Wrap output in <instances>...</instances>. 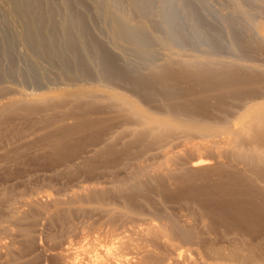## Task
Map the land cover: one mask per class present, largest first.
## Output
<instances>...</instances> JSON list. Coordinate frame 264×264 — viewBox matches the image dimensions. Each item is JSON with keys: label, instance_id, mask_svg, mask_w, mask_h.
<instances>
[{"label": "rangeland", "instance_id": "obj_1", "mask_svg": "<svg viewBox=\"0 0 264 264\" xmlns=\"http://www.w3.org/2000/svg\"><path fill=\"white\" fill-rule=\"evenodd\" d=\"M156 1L152 3L154 6L150 10L152 12L148 13L152 14V19H159L157 9L159 6L163 8L162 4L164 5L165 1L168 5L164 6L166 8L163 12H166V9L167 12L172 9L169 19L174 21L178 28L176 33L175 30L173 32L175 36L166 38L162 31L148 26L145 33L151 42L145 55H141L140 58L132 51L124 52L125 58L139 73H145L146 65L159 62L161 53L176 49V47L177 50L192 54L198 44H203L204 47L200 51L217 50L220 60L234 59L229 51L231 44L250 35L255 24L261 21L262 17L258 15L259 12L263 13V9L258 11L260 8L253 7L255 0L238 1L242 2L240 7L235 6L232 0H182L181 5H178L180 0H168L169 3L167 0H160L161 3L159 0L157 3ZM1 2L0 52L3 49L4 52H1V55L5 57L2 56L3 60H0V104L14 97L18 98L20 95L54 90L63 94L77 91L78 86L91 84L106 92L120 93L128 97L137 107L158 114L156 108L146 104L138 94L123 84L101 79L96 73L89 77L81 75L72 61L69 74L73 78H59L61 74L55 61L47 54H35L32 45L30 46L23 39L24 28L21 26L20 19L13 12L7 0H1ZM95 2L101 3L100 0H95ZM122 3V11H125L127 4L125 1ZM191 10L200 16L205 24L197 27L190 25L187 21V14H190ZM10 13L14 14V18ZM123 13L126 15L125 12ZM87 14L92 30L95 29L93 32L95 34L97 32L96 36L103 39L102 41L108 42L103 24L97 18L91 17L88 12ZM174 37L181 39L184 43H173ZM186 40L194 42L188 43L185 42ZM107 45L110 46V42ZM5 52H8L7 59ZM64 57H68L67 53H64ZM8 60L9 64L12 63L10 64L13 67L12 70H10L12 67L8 65ZM7 66H10L9 70L6 69ZM36 78L40 80V83L35 81ZM123 89L133 93L132 96ZM84 90L88 91L89 88L85 87ZM191 98L193 97L186 99ZM105 108V103H103L95 109L86 105L76 111L62 109L59 113H56L52 106H42V111L35 114H28L22 108L14 113L0 112V264L9 263L3 260L5 247L12 250L14 255H19L20 263L18 264H71L70 261L73 264H96L93 260L95 252L92 250H97L99 247L101 249V246L108 245V243L114 245V250L117 246L119 251L121 248V255L126 254L124 260L122 259L125 263L121 262V264H197L198 260L200 264L205 253L203 250H206L209 241L213 243L212 246L223 247V245L226 246L224 241L230 238L255 239L264 234V230L258 227H251L249 231L235 230L234 227H230L215 235L208 233L207 228L203 229L205 224L200 226V222H212L211 218L206 219V215L203 216L207 208L213 206L208 205L207 207V197L203 195V190L209 186L208 182L203 178L205 176L203 174L184 175L181 171L195 156H198L192 148L201 140L199 138L195 139V142L188 138H180L175 142L173 138L166 137L154 142L149 140L136 142V144L133 143L134 146L125 149L117 144L110 151L105 149L106 153L97 155L91 153V150H98L101 146V141L95 138V132L80 133L66 146L59 142H56L55 146L51 144L64 128H71L75 123L79 124L89 119L106 117L99 114ZM97 127L98 130L102 128V126ZM131 142V138H125L122 144L126 146ZM191 152L196 154H191ZM200 155L203 156L204 153ZM224 161L226 162L223 158L220 162L224 163ZM241 166H238V170L243 169ZM127 171L130 174L133 171L142 174L141 179L143 178L144 181L139 178L143 181L139 196L148 200L145 205L128 207L122 198L115 194L114 190L117 191V186L124 188L133 183ZM151 178L154 180L153 183L148 182ZM88 188H95L91 192L95 190L103 192L100 201L95 198L93 200V197L88 195ZM192 188L196 190L195 197H190L188 193ZM32 202L42 207L43 211H33V216L28 214L26 210L29 211L28 204L31 205ZM224 205L233 209L236 203L225 194H221L216 198V207ZM251 205V202L246 203L247 207ZM25 213L30 216L26 214L27 219L16 222ZM256 215L259 217L258 214ZM56 217L65 218V225L54 221ZM165 222H179L191 228L193 226L192 229L196 228L198 238L200 235L198 244L196 242L190 246L178 240L177 242L176 239L172 242L168 241L167 237L161 234L166 226ZM23 230H28V234L30 233L27 239L29 241L21 236ZM25 241L32 244L29 243L31 246L24 251L21 249V242L25 244ZM166 241L168 243H165ZM93 244L94 247H92ZM76 251H80L77 260L74 259L76 255H73Z\"/></svg>", "mask_w": 264, "mask_h": 264}, {"label": "bare ground", "instance_id": "obj_2", "mask_svg": "<svg viewBox=\"0 0 264 264\" xmlns=\"http://www.w3.org/2000/svg\"><path fill=\"white\" fill-rule=\"evenodd\" d=\"M100 1V4L95 0H7V3L22 23L20 25L24 28V31L21 30L23 39L27 44L32 45L35 54H47L50 59L55 61L61 74V77L58 76L59 78H73L69 74L72 61L77 72L81 75L89 77L96 73L101 79L123 84L138 94L146 104L156 108L158 114L137 107L128 97L120 93L106 92L91 84L78 86L77 91L64 92L63 94L54 90L52 92L45 91L46 93L20 95V98L14 97V99L0 104V112L14 113L22 108L28 114H35L42 111V106H52L53 110L59 113L62 109L76 111L86 105L95 109L105 103L106 108L99 114L106 117L89 119L79 124L75 123L71 128L62 129L58 140L51 142L53 146L57 145L56 142L66 146L80 133L95 132V138H98L99 142L101 141L98 150H91V153H96L95 155L106 153L105 149L110 151L117 144L125 149L134 146L133 143L136 144V142L147 140L154 142L166 137L173 138L175 142L180 138H188L195 142L194 140L199 138L201 140L195 143L192 148L193 152L198 153H195L198 156H195L181 171L184 175L203 174L205 175L203 178L208 182L209 186L203 190V195L207 197V207L208 205L213 206L208 207L203 216L206 215V219L211 218L212 222H200V226L205 224L203 229L207 228L208 233L215 235L230 227L245 231H249L251 227L264 230V0L259 2L255 0L256 3L252 2L253 0L250 1L254 3L253 7L260 8L258 11L263 9V13L259 12L258 14L262 18L260 23L255 24L250 35L231 44L229 51L234 59L220 60L217 50L200 51L204 47L203 44H198L195 49L194 46L191 47L192 50L194 49L193 53L196 51L195 54L177 50L175 45L176 49L160 54L159 62L146 65L145 73H139L134 69L125 58L124 52L132 51L140 58L146 53L151 42L145 33L148 26L162 31L166 38L175 36L173 32L175 30L176 33L178 27L175 26L174 21L169 19L172 9L169 12L167 9L166 12H163V9L168 5L163 0V8L157 6L159 19L153 20L152 14L148 13L152 12L150 11L154 7L152 3L156 0ZM124 1L127 8L122 11V2ZM161 1L159 0L160 3ZM181 1L178 5H181ZM232 1L235 6H241L242 2H239L242 0ZM167 2L169 3L168 0ZM165 5L166 7H164ZM87 12L103 24L110 46L107 45L108 42L102 41L103 39L96 36V31V34L93 32L95 29L92 30L93 28L90 26ZM187 21L195 27L205 24L200 16L192 10L190 14H187ZM174 42L184 43L179 38H175ZM185 42L193 43L194 41L186 40ZM2 50L1 52H4ZM1 52L0 57H5L1 55ZM64 53H67V58L64 57ZM5 54L7 56L8 52ZM0 60L2 61L3 58ZM10 64L8 60V65ZM9 67L6 69L9 70ZM12 69L13 67L10 70ZM56 74L58 75L57 72ZM36 79L35 81L40 83V80ZM85 87H88L89 90L85 91ZM115 87L119 89L116 85ZM123 90L132 96L133 93ZM188 97L193 98L187 100ZM97 126H102L101 130H98ZM125 138H131L132 142L123 146L122 141ZM203 153V156L206 157L200 155ZM191 154L194 153L191 152ZM186 155L188 154L186 153ZM223 158L226 162L228 161L227 164L225 161L224 163L220 162L223 161ZM240 165L243 166L242 171L238 170ZM127 172L133 183L124 188L117 186V191L114 190L115 194H118L128 207L145 205L148 200L139 196L140 187L144 181L143 178L141 181L142 174H137L136 171H133L132 174ZM148 182L153 183L154 180L151 178L148 179ZM94 189H89V193L88 191L87 193L93 197V200L95 198L100 201L103 192L101 190L91 192ZM188 193L190 197L196 196V190L193 188ZM221 194L234 200L236 206L233 209L228 205L216 207V198ZM247 202H251L252 205L247 207ZM32 204L33 202L31 205L28 204L29 211L26 210L31 216H33V211H43L42 207L36 206L35 203L32 206ZM27 213L24 216L21 215V218L19 217L16 222L27 219V216H30ZM54 221L60 225L66 223L64 222L65 218L61 219V217L54 218ZM165 224L164 229H159H162V233H160L165 238L167 237L168 241L172 242L176 239V241L190 244V246L196 242L198 244L200 235L198 238L196 228L192 229L193 226L191 228V226L179 222H165ZM27 231H21V236L26 240L30 234ZM27 241L25 244L21 242L22 248H20L24 251L31 246L29 244L31 242ZM209 242H207L206 250H203L205 253L202 259L200 258V264H264V234L255 239L230 238L224 241L226 246L223 245V247H216L215 244L212 246L213 243ZM113 246L108 243V245L101 246V249L99 247L97 250H92L95 252L94 262L96 264H103V262L121 264L126 254L121 255V248L119 251L117 246L114 250ZM4 249L3 260L9 262L7 264L20 263L19 255H14L12 250L10 251L7 247ZM19 251L21 250L19 249ZM79 252L72 253L76 255L75 258L73 256L74 259L79 257ZM80 255L82 254L80 253ZM70 262L73 264L72 261ZM197 264H199V260Z\"/></svg>", "mask_w": 264, "mask_h": 264}]
</instances>
